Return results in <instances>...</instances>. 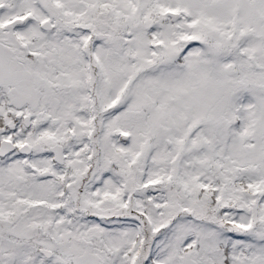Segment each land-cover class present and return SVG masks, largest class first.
I'll return each instance as SVG.
<instances>
[{
  "label": "snow or ice",
  "instance_id": "1",
  "mask_svg": "<svg viewBox=\"0 0 264 264\" xmlns=\"http://www.w3.org/2000/svg\"><path fill=\"white\" fill-rule=\"evenodd\" d=\"M0 264H264V0H0Z\"/></svg>",
  "mask_w": 264,
  "mask_h": 264
}]
</instances>
